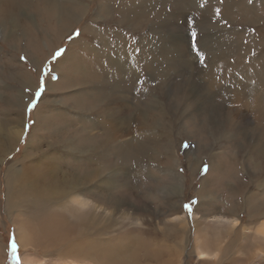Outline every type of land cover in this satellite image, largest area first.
<instances>
[{"label": "rangeland", "instance_id": "rangeland-1", "mask_svg": "<svg viewBox=\"0 0 264 264\" xmlns=\"http://www.w3.org/2000/svg\"><path fill=\"white\" fill-rule=\"evenodd\" d=\"M69 1L64 4L68 6ZM78 1L85 5V13L78 12L73 19L71 14L56 10L43 0H16L4 8V13L0 8V19L11 17L19 27L11 41L0 35V136L18 134L12 152L0 162V264H22L27 257L48 264H167L174 256L173 243L182 244L184 250L176 264H264V236L257 230L264 223V0H157L135 23L126 17L128 12H121L125 8L121 0H109L110 16L100 12L105 0ZM132 9L137 13V9ZM60 16L64 21L58 22ZM87 25L89 31L80 38ZM51 41L55 43L50 45ZM119 47L129 50L127 60L134 66L133 73L122 76L108 66L107 57ZM78 48L83 49V57L89 62L101 49L104 56L94 65L93 72L79 62L80 72L66 76L64 81L58 64L67 51L78 52ZM57 52H62L58 58ZM37 91H42L40 97L36 96ZM73 94L78 96L75 101ZM112 117L124 121L119 139L124 148L118 147L120 151H116L117 144L105 143L101 132L105 122L111 121L113 130L119 127ZM29 139L34 140L33 146L40 144V150H47L66 163L79 159V172L89 171L92 158L93 169L99 172H95L96 182L81 185L79 192L68 199L43 204L40 217L33 208L25 210L16 205L13 214L21 212L40 232L42 227L47 234H59L64 229L70 236L61 240L62 249L73 244L84 246L86 241V245L97 242L92 260L62 257L40 247L26 250L18 241L16 227L6 212V173L15 163L20 169ZM74 197L87 198L89 205L76 204ZM185 205H191L192 210ZM65 215L70 219L63 222ZM130 231L135 234L132 246L130 243L134 252L128 258L118 257L120 251L127 254ZM198 236L203 237L211 252H218L217 260L209 257L202 261L198 257ZM13 237L18 259L13 254ZM105 243L110 250L105 249ZM109 256L120 259L110 260Z\"/></svg>", "mask_w": 264, "mask_h": 264}, {"label": "bare ground", "instance_id": "bare-ground-1", "mask_svg": "<svg viewBox=\"0 0 264 264\" xmlns=\"http://www.w3.org/2000/svg\"><path fill=\"white\" fill-rule=\"evenodd\" d=\"M21 1V0H20ZM64 1L65 0H43V3H46L47 5H49V6H51V7H54V8H56V10H58L59 8V10H61V12L64 10L65 12H66V14H71L72 15V19L74 18V16H78L77 15V13L78 12H80V13H85V5L83 4V3H80V1H78V0H68L69 2H68V6H66L65 4H64ZM122 1V3H123V7H125L124 8V10L122 9L121 10V12L124 14V13H127L128 12V16H126V17H129L132 21H134V20H139L140 18H141V13L142 12H146L147 11V9L148 8H150L152 5L154 6L155 4H156V2H157V0H121ZM216 1V0H215ZM234 1H237V0H234ZM16 2V0H3L2 1V4H1V13H4L3 11H4V8L6 7V6H8V5H11V4H13V3H15ZM120 2V1H119ZM119 2H118V4H119ZM211 2V1H210ZM209 3V2H208ZM97 4V3H96ZM117 4V5H118ZM218 4H220V3H218ZM232 4V3H231ZM252 4V3H251ZM24 6V5H23ZM98 6V5H97ZM96 6V7H97ZM208 6V5H207ZM220 6V5H219ZM241 6V5H240ZM14 7V6H13ZM132 7L133 8H135V9H137V13H135V12H133L132 10ZM210 7V6H209ZM116 8V7H115ZM221 8V7H220ZM11 9V8H10ZM99 9V8H98ZM121 9V8H120ZM40 10V9H39ZM55 10V11H56ZM100 12H104V14L105 15H107V16H110L112 13H111V11H110V6H109V0H105V2L104 3H102V5L100 6ZM113 11V10H112ZM118 11V10H117ZM214 11V10H213ZM9 12V11H8ZM246 12V11H245ZM15 13V12H14ZM14 13H12V14H14ZM39 13V12H38ZM57 13V12H56ZM98 13V12H97ZM150 13V12H149ZM228 13V12H227ZM243 13V12H242ZM241 13V14H242ZM40 14H42V13H40ZM59 14V13H58ZM143 14V13H142ZM144 14H146V13H144ZM230 14V13H229ZM237 14H238V11H237ZM5 15H6V13H5ZM5 15H3L4 17H5ZM60 15V14H59ZM122 15V14H121ZM252 15V14H251ZM48 16V15H47ZM49 16H51V14L49 15ZM48 16V17H49ZM58 16V15H57ZM149 16V15H148ZM228 16V15H227ZM56 17V16H55ZM120 17V16H119ZM156 17V16H155ZM236 17V16H235ZM6 18V17H5ZM11 18V17H10ZM10 18H6V19H0V35H1V38H3V40H4V38H7V41H8V39L11 41V40H13L14 39V37H12V36H15L14 35V33H15V31L19 28V27H17L18 26V24H16V20H12V19H10ZM116 18V17H115ZM144 18V17H143ZM229 18V17H228ZM51 19V18H50ZM49 19V20H50ZM53 19V18H52ZM120 19V18H119ZM63 19H62V17L60 16L59 18H58V22H61ZM93 20V19H92ZM116 20V19H115ZM142 20V19H141ZM146 20H147V17H146ZM163 20V19H162ZM64 21V20H63ZM119 21V20H118ZM125 21H127V18L125 19ZM145 21V20H144ZM246 21V20H245ZM28 22V21H27ZM234 22V21H233ZM232 22V23H233ZM104 23V22H103ZM134 23H135V21H134ZM136 23H138V22H136ZM139 23H140V21H139ZM252 23V22H251ZM27 24V23H26ZM126 24V23H125ZM33 25V24H32ZM138 25V24H137ZM34 26V25H33ZM136 26V25H135ZM166 26V25H165ZM25 27V26H24ZM60 27V26H59ZM125 27V26H124ZM26 28V27H25ZM48 28V27H47ZM83 32H82V34H81V36H80V38L82 37V35H83V33L84 32H88L89 31V28H88V25L87 26H83ZM91 28V27H90ZM183 28V27H182ZM20 29H21V27H20ZM19 29V30H20ZM32 30V29H31ZM92 30H93V28H92ZM100 30V29H99ZM158 30H160V29H158ZM166 30V29H165ZM22 31V30H21ZM20 31V32H21ZM28 31V30H27ZM30 31V30H29ZM47 31H48V29H47ZM91 31V30H90ZM37 32V31H36ZM39 32V31H38ZM166 32V31H165ZM26 33V32H25ZM228 33V32H227ZM30 34V33H29ZM38 34H40V33H38ZM233 34V33H232ZM118 35V34H117ZM235 35H236V33H235ZM239 35V34H238ZM17 36V35H16ZM23 36V35H22ZM103 36V35H102ZM119 36V35H118ZM169 36V35H168ZM38 37V36H37ZM86 37H88V36H86ZM105 37V36H104ZM150 37V36H149ZM13 38V39H12ZM146 38V37H145ZM164 38V37H163ZM186 38V37H185ZM236 38V37H235ZM93 39V38H92ZM98 39V38H97ZM105 39V38H104ZM122 39V38H121ZM142 39V38H141ZM141 39H140V41H141ZM170 39V38H169ZM178 39V38H177ZM230 39V38H229ZM99 40H100V38H99ZM113 40H115V39H113ZM146 40V39H145ZM149 40V39H148ZM29 41H30V39H29ZM28 41V42H29ZM102 41V40H101ZM100 41V42H101ZM104 41V40H103ZM165 41V40H164ZM25 42V41H24ZM74 42H75V40H74ZM146 42V41H145ZM175 42H178V41H175ZM184 42V41H183ZM4 43V42H3ZM55 42H50V45H52V44H54ZM77 43H79V42H77ZM88 43V42H87ZM94 43V42H93ZM111 43H113L112 41L110 42V44ZM144 43V42H143ZM150 43V42H149ZM186 43V42H185ZM227 43H228V40H227ZM231 43V42H230ZM9 44V43H8ZM10 44H11V42H10ZM71 44V43H70ZM69 44V45H70ZM140 44H142V42L140 43ZM147 44V43H146ZM179 44H180V42H179ZM225 44V43H224ZM239 44V43H238ZM237 44V45H238ZM242 44V43H241ZM86 45V44H85ZM97 45V44H96ZM98 45H99V43H98ZM148 45V44H147ZM170 45V44H169ZM84 46V45H83ZM94 46V45H93ZM109 46V45H108ZM141 46V45H140ZM142 46H143V44H142ZM141 46V47H142ZM177 46V45H176ZM85 47V46H84ZM88 47V46H87ZM91 47V46H90ZM101 47V46H100ZM103 47H105L104 45H103ZM154 47H156V46H154ZM158 47V46H157ZM160 47H163V46H160ZM159 47V48H160ZM165 47H166V45H165ZM206 47V46H205ZM204 47V48H205ZM233 48H234V46H232ZM83 48V47H82ZM108 48V47H107ZM137 48V47H136ZM144 48V47H143ZM149 48V47H148ZM240 48V47H239ZM40 48L38 47L36 50H39ZM69 49H70V47H69ZM75 49V48H74ZM98 49V48H97ZM114 49V48H113ZM154 49V48H153ZM158 48H156V50H157ZM2 50V49H1ZM77 50H79L78 52L76 51V50H69V51H67L66 53H65V55L63 56V58L60 60V62H59V64L58 65H60L61 67H60V69H59V75H60V77L62 78L63 77V79L62 80H64L65 79V77L66 76H70V75H72V73H74L75 71H79L81 68H82V64H80V67H78V63L79 62H81V63H83V65L85 64L86 65V67L88 66V68L90 67L91 68V70H92V72H93V67H94V65L95 64H97V61L99 60V58L100 57H103L104 56V53H103V51H102V49H101V51H99V52H96V50H95V52H96V58H94V60H92L91 59V62H89V60H86L84 57H83V49H81V48H78ZM100 50V49H99ZM106 50V49H105ZM111 50H112V48H111ZM150 50V49H149ZM162 50V49H161ZM169 50V49H168ZM87 51V50H86ZM92 51V50H91ZM139 51V50H138ZM190 51V50H189ZM1 52V51H0ZM2 52H4V51H2ZM89 53V55H90V51H88ZM107 52V51H106ZM112 53V52H111ZM138 53V52H137ZM167 53H169V52H167ZM229 53V52H228ZM87 54V53H86ZM107 54H109V53H107ZM232 54V53H231ZM93 55H95L94 53H93ZM105 55H106V53H105ZM153 55H154V53H153ZM185 55V54H184ZM186 55H187V53H186ZM186 55H185V57H186ZM237 55V54H236ZM107 56V55H106ZM128 56H129V50H126L125 48H123V47H119L118 49H116V51H114V53L113 54H110V56H108L107 58L108 59H106V61H107V63H108V66L110 67V69L113 71V73H119L120 75H122V76H124V75H126V74H128V73H133V70H134V66H132L131 65V63L130 62H128V60H127V58H128ZM135 56V55H134ZM150 56H152V54L150 55ZM183 56V55H182ZM188 56V55H187ZM238 56V55H237ZM92 57V56H91ZM95 57V56H94ZM154 57V56H153ZM163 57V56H162ZM168 57V56H167ZM226 57V56H225ZM240 57V56H239ZM149 58V57H148ZM175 58V57H174ZM224 58V57H223ZM262 58V57H261ZM69 59L71 60L69 63H68V67L66 66V68L64 67V65L69 61ZM101 59V58H100ZM157 59V58H156ZM32 60H34V61H36V62H41L40 61V58L38 59V61L37 60H35V58L33 57V59ZM103 60V59H102ZM153 60V59H152ZM152 60H150L151 62H152ZM159 60H161L160 58H159ZM263 60V59H262ZM153 61H155V60H153ZM162 61V60H161ZM167 61V60H166ZM255 61V60H254ZM141 62V61H140ZM147 62H148V60H147ZM257 62V61H256ZM150 63V62H149ZM160 63V62H159ZM260 63V62H259ZM62 64H63V66H62ZM100 64V63H99ZM102 64H103V61H102ZM152 64V63H151ZM150 64V65H151ZM253 64H257V63H253ZM98 65V64H97ZM149 65V66H150ZM261 65V64H260ZM183 66V65H182ZM217 66V65H216ZM85 67V68H86ZM160 67V66H159ZM167 67V66H166ZM264 67V66H263ZM65 68V69H64ZM84 68V69H85ZM89 68V69H90ZM101 68V67H100ZM151 68H153V67H151ZM150 68V69H151ZM155 68V67H154ZM163 68L164 67H162V70H163ZM104 69V68H103ZM148 69V68H147ZM165 69V68H164ZM263 69V68H262ZM83 70V69H82ZM86 70H87V68H86ZM85 70V71H86ZM154 70H156V69H154ZM144 71H146V70H144ZM151 71H152V69H151ZM150 70H149V72H151ZM156 71H158V70H156ZM155 71V72H156ZM185 71V70H184ZM199 71V70H198ZM80 72V71H79ZM162 72V71H161ZM164 72H166V71H164ZM76 73V72H75ZM74 73V74H75ZM104 73V72H103ZM80 74V73H79ZM81 74H83V73H81ZM135 74H136V72H135ZM152 74V73H151ZM158 74H159V72H158ZM165 74V73H164ZM154 75H157V73L156 74H153V76ZM74 76V75H73ZM75 77H76V75H75ZM80 77H82V76H80ZM127 77V76H126ZM158 77V76H157ZM161 77V76H160ZM159 77V78H160ZM165 77V76H164ZM73 78V77H72ZM71 78V79H72ZM84 78V77H83ZM130 78V77H129ZM135 78V77H134ZM162 78V77H161ZM167 78H168V76H167ZM133 79V78H132ZM136 79V78H135ZM138 79V78H137ZM158 79V78H157ZM259 79V78H258ZM76 80V79H75ZM82 80V79H81ZM163 80V79H162ZM161 80V81H162ZM65 81V80H64ZM102 81V80H101ZM107 81V80H106ZM166 81V80H165ZM58 82V81H57ZM59 82H61V81H59ZM82 82V81H81ZM69 84H70V82H68ZM73 83V82H72ZM104 83H106V82H104ZM123 83V82H122ZM245 83V82H244ZM244 83H243V85H244ZM124 84H126V82H124ZM131 84H132V82H131ZM155 84V83H154ZM72 85V84H71ZM78 85H79V83H78ZM201 85V84H200ZM54 86V85H53ZM63 86H67V85H63ZM83 86V85H82ZM103 86H104V84H103ZM116 86V85H115ZM202 86V85H201ZM246 86V85H245ZM56 87V86H55ZM59 87H61V86H59ZM73 87V85L71 86V88ZM203 87V86H202ZM64 88V87H63ZM67 88H68V86H67ZM74 88V87H73ZM73 88H72V90H73ZM207 88V87H206ZM210 88V87H209ZM242 88V87H241ZM69 89V88H68ZM164 89V88H163ZM245 89V88H244ZM54 90V89H53ZM88 90V89H87ZM231 90H233V89H231ZM247 90V89H246ZM51 91H52V89H51ZM78 91V90H77ZM108 91V90H107ZM110 91V90H109ZM192 91V90H191ZM197 91V90H196ZM236 91V90H235ZM260 91V90H259ZM56 92V91H55ZM76 92V91H75ZM213 92V91H212ZM238 92H239V90H238ZM77 93V92H76ZM134 93V92H133ZM195 93V92H194ZM192 94V93H191ZM197 94H198V92H197ZM47 95V94H46ZM74 95V94H73ZM76 95V94H75ZM74 95V96H75ZM192 95H195V94H192ZM233 95V94H232ZM245 95L246 94H242V97L244 96L245 97ZM48 98H49V96H47ZM78 96H75L74 98L72 97V95H71V100H72V98L74 99V101H75V99L77 98ZM21 98V97H20ZM80 98V97H79ZM129 98V97H128ZM215 98H218V97H215ZM245 98H247V97H245ZM78 99V98H77ZM81 99V98H80ZM79 99V100H80ZM85 99V98H84ZM102 99V98H101ZM150 99H152V98H150ZM154 99V98H153ZM240 99H241V97H240ZM243 99V98H242ZM43 100H47V99H43ZM87 100V99H86ZM127 100V99H126ZM182 100V99H181ZM221 100V99H220ZM234 100V99H233ZM237 100V99H236ZM77 101V100H76ZM89 101V100H88ZM186 101V100H185ZM188 101V100H187ZM241 101V100H240ZM245 101V100H244ZM247 101V100H246ZM245 101V102H246ZM42 102V101H41ZM49 102V101H48ZM79 102V101H78ZM81 102V101H80ZM96 102H98V101H96ZM149 102V101H148ZM243 102V101H242ZM74 103V102H73ZM86 104L87 103H89V102H85ZM91 103V102H90ZM89 103V105H91ZM156 103V102H155ZM20 104V103H19ZM80 104V103H79ZM82 104H83V101H82ZM98 104V103H97ZM129 104V103H128ZM247 104V103H246ZM245 103H244V105H246ZM74 105V104H73ZM75 105H77V104H75ZM74 105V106H75ZM95 105V104H94ZM184 105V104H183ZM202 105V104H201ZM19 106V105H18ZM81 106V105H80ZM88 106V105H87ZM136 106V105H135ZM138 106V105H137ZM150 106V105H149ZM181 106V105H180ZM247 106V105H246ZM78 107V106H77ZM82 107H83V105H82ZM132 107V106H131ZM156 107V106H155ZM219 107V106H218ZM236 107V106H235ZM238 107V106H237ZM71 108H73V107H71ZM76 108V107H75ZM96 108V107H95ZM102 108V107H101ZM126 108H128V107H126ZM41 109H43L42 107H41ZM51 109V108H50ZM78 109V111H79V107L77 108ZM104 109V108H103ZM108 109V108H107ZM123 109V108H122ZM131 109V108H130ZM135 109V108H134ZM226 109V108H225ZM246 109V108H245ZM38 110H39V108H38ZM56 110H57V108H56ZM72 110V109H71ZM94 110V109H93ZM102 110V109H101ZM124 110V109H123ZM132 110V109H131ZM160 110V109H159ZM40 111V110H39ZM48 111H50V110H48ZM72 111H74V110H72ZM81 111H82V109H81ZM80 111V112H81ZM95 111V110H94ZM98 111V110H97ZM103 111V110H102ZM224 111V110H223ZM228 111V110H227ZM232 111V110H231ZM243 111V110H242ZM119 112V111H118ZM121 112V111H120ZM36 113H38V114H40L39 112H37L36 111ZM61 113V112H60ZM85 113V112H84ZM93 113V112H92ZM106 113V112H105ZM109 113V112H108ZM122 113V112H121ZM149 113H150V111H149ZM148 113V114H149ZM154 113V112H153ZM152 113V114H153ZM236 113V112H235ZM244 113V112H243ZM38 114H37V116H38ZM79 114V113H78ZM95 114V113H94ZM141 114H144V112L143 113H141ZM146 114V113H145ZM44 115V114H43ZM43 115H41V117L43 116ZM63 115V114H62ZM107 115V114H106ZM109 115V114H108ZM129 115V114H128ZM40 116V115H39ZM60 116V115H59ZM58 116V117H59ZM126 116V115H125ZM124 116V117H125ZM157 116V115H156ZM242 116V115H241ZM20 117V116H19ZM44 117V116H43ZM95 117V116H94ZM97 117V116H96ZM110 117V116H109ZM114 117V116H113ZM113 117H112V119H113ZM45 118H46V116H45ZM154 120H155V118L154 117H152ZM245 118V117H244ZM41 119V118H40ZM47 119V118H46ZM56 119V118H55ZM65 119V118H64ZM100 119V118H99ZM38 120V119H37ZM42 120V119H41ZM80 120V119H79ZM113 120H117V122H118V126L119 127H117V129H115V130H113L112 129V127H111V121H109L108 123L107 122H105L104 124H103V131H101V132H103V135L105 136V143H108V142H113V144H117V145H114L116 148H118V147H123V145H124V143H122V142H120L119 143V139H120V136H123V122H122V120L123 119H119V118H117L116 117V119H113ZM46 121V120H45ZM44 121V122H45ZM65 121V120H64ZM63 121V122H64ZM143 121V120H142ZM149 121V120H148ZM147 121V122H148ZM153 121V120H152ZM37 122H39V120L37 121ZM79 122V121H78ZM224 122H226V121H224ZM235 122H236V120H235ZM53 123V122H52ZM82 123H84V122H82ZM144 123V122H143ZM150 123H151V121H150ZM227 123V122H226ZM41 124V123H40ZM79 124V123H78ZM92 124V123H91ZM97 124V123H96ZM144 124H146L147 125V123H144ZM153 124V123H152ZM51 125V124H50ZM50 125H47V126H50ZM84 125V124H83ZM252 125H253V123H252ZM45 125H43V127H44ZM46 126V127H47ZM100 124H99V128H100ZM250 126V125H249ZM7 127V126H6ZM37 127V126H36ZM40 127V126H39ZM52 127H53V125H52ZM65 127V126H64ZM84 127H86L85 125H84ZM128 127V126H127ZM144 127V126H143ZM142 127V128H143ZM245 127V126H244ZM247 127V126H246ZM55 128H56V126H55ZM79 128V127H78ZM102 128V127H101ZM237 128V127H236ZM254 128V127H253ZM1 129V128H0ZM37 129H39V128H36V129H34V130H37ZM52 129H54V127L52 128ZM51 129V130H52ZM59 129H61V128H59ZM145 129V128H144ZM148 129H149V127H148ZM147 129V130H148ZM237 129H240V128H237ZM248 129V128H247ZM5 130V129H4ZM43 130V129H42ZM58 129H56V131H57ZM62 130V129H61ZM82 130V129H81ZM102 130V129H101ZM242 129H240V131H241ZM246 130V129H245ZM8 131V130H7ZM21 131V130H20ZM66 131V130H65ZM65 131H63V132H65ZM71 131V130H70ZM76 131H78V130H76ZM133 131V130H132ZM234 131V130H233ZM258 131V130H257ZM38 132V131H37ZM52 132H53V130H52ZM86 132V131H85ZM134 132V131H133ZM234 132H236V131H234ZM14 135H10L8 138H6V137H2V136H0V162L3 160V158L5 157V156H7L8 154H10L11 152H12V150H13V147H14V144H15V135L17 134V132H12ZM19 133V132H18ZM46 133H48V132H46ZM45 133V134H46ZM74 133H75V131H74ZM156 133V132H155ZM20 134V133H19ZM52 134V133H51ZM57 134H60V132L59 133H57ZM81 134V131H80V133H79V135ZM18 135V134H17ZM33 135H34V132H33ZM78 135V136H79ZM88 135V134H87ZM102 135V136H103ZM153 135V134H152ZM50 136V138L52 137L51 135H49ZM54 136H55V134H54ZM53 136V137H54ZM59 136V135H58ZM65 136V135H64ZM89 136V135H88ZM149 136V135H148ZM155 136V135H154ZM240 136V135H239ZM243 136V135H242ZM17 137V136H16ZM37 137V136H36ZM70 137V136H69ZM72 137V136H71ZM77 136H75V137H73V139L74 138H76ZM150 137V136H149ZM39 138H41V137H39ZM62 138H63V136H62ZM81 138V137H80ZM95 138V137H94ZM138 138V137H137ZM241 138V137H240ZM248 138H249V136H248ZM46 139H47V137H46ZM60 139V138H59ZM68 139V138H67ZM66 139V140H67ZM82 139V138H81ZM80 139V140H81ZM153 139H155V138H153ZM29 140H31V142L29 143V145H28V148H27V150H26V152H24V156H23V164L20 166V169H17V167H18V165L19 164H17V163H15V164H13V165H11L9 168H8V170H7V173H6V197H7V199H6V212L10 215V217H11V220H12V222H13V225H15L14 226V228H15V232H16V234H17V238H18V241L21 243V245L23 246V248L24 249H31V248H36V247H40L42 250H44L45 252H50V253H53L54 254V252H55V254H59V255H61L62 257H64L65 255H71L74 259H79L80 261H81V259H86V258H90L91 260H92V255H91V253L93 252V246L95 245L96 246V244L95 243H97V242H92V243H90L89 242V245H86V244H88L87 242L88 241H86V244L83 246V245H79V244H73V245H70V246H68L66 249H62V245H61V240L63 239V238H68L70 235L69 234H67L66 232H64L63 230V232L62 231H58V233L59 234H47L48 232H47V230H46V228L44 227H42V230H41V232L32 224V223H30L24 216H23V214H21V212L20 213H16L15 215L13 214V210H14V205H16V207H23L25 210H26V208H33V210H34V214H36L37 216H42L41 215V213L39 212V209L43 206V204L44 205H47V203L48 202H52V200H54V201H60V200H62V199H64V198H67L68 199V197L69 196H71L72 194H74L75 192H79V190H80V186L81 185H91V184H93V182L95 181V177H96V173H98V172H96L94 169H93V165H92V163H91V161H92V158H91V161H90V158L88 157V160L90 161V164H89V171L87 170V171H85V172H82V171H80L79 172V168H77L78 167V165H79V159L77 160L76 158L75 159H71V161H69L68 163H66L65 161H63V160H61L60 158H58L56 155H54V154H50V153H48V152H46V151H43V150H40L41 149V145L40 144H37L36 146H35V144H34V146L32 145L33 143H32V141H34L33 139H29ZM47 140H49V138L47 139ZM53 141L54 139H50V141ZM66 140H64V141H66ZM101 140H102V138H101ZM140 140V139H139ZM242 140V139H241ZM257 140V139H256ZM42 141H45L44 140V137H43V140ZM51 141V142H52ZM63 141V140H62ZM79 140H77V142H78ZM92 141V140H91ZM96 141V140H95ZM134 141V140H133ZM132 141V142H133ZM151 141H152V139H151ZM247 141V140H246ZM50 142V143H51ZM53 142H55V141H53ZM66 142H70V141H66ZM65 142V143H66ZM80 142V141H79ZM131 142V141H130ZM129 142V143H130ZM153 142V141H152ZM40 143H41V141H40ZM64 143V142H63ZM62 143V144H63ZM85 143V142H84ZM88 143V142H87ZM135 143V142H134ZM139 143V142H138ZM264 143V142H263ZM92 144H94V143H92ZM97 144V143H96ZM99 144V143H98ZM110 144V143H109ZM112 144V145H113ZM132 144V143H131ZM45 145V144H44ZM55 145H56V142H55ZM73 145V144H72ZM80 145V144H79ZM129 145V144H128ZM133 145V144H132ZM58 146V145H57ZM74 146V145H73ZM108 146V145H107ZM262 146V145H261ZM59 147V146H58ZM94 147H95V144H94ZM121 147V148H122ZM83 148H84V146H83ZM120 148V149H121ZM124 148V147H123ZM127 148H128V146H127ZM126 148V149H127ZM137 148V147H136ZM46 149H47V147H46ZM56 149V148H55ZM58 149V148H57ZM59 149H60V147H59ZM63 149V148H62ZM70 149V148H69ZM82 149V148H81ZM125 149V150H126ZM66 150V149H65ZM124 150V151H125ZM128 150V149H127ZM133 150V149H132ZM137 150H139L138 148H137ZM197 150V149H196ZM257 150H260V149H257ZM103 151H105V150H103ZM108 151V150H107ZM116 151H120L119 150V148L116 150ZM122 151H123V149H122ZM130 151V150H129ZM72 152V151H71ZM131 152V151H130ZM137 152V151H136ZM59 153H61V152H59ZM63 153V152H62ZM66 153H68V152H66ZM74 153V152H73ZM87 153V152H86ZM112 153V152H111ZM119 153V152H118ZM69 154V153H68ZM110 154V153H109ZM113 154H114V152H113ZM112 154V155H113ZM133 154V153H132ZM64 155V154H63ZM66 155V154H65ZM70 155V154H69ZM74 155V154H73ZM111 155V156H112ZM120 155V154H119ZM127 155V154H126ZM198 155V154H197ZM72 156V155H71ZM105 156H107V155H105ZM110 156V155H109ZM109 156H107V157H109ZM117 157H118V155H116ZM115 156V157H116ZM61 157H62V155H61ZM63 157H66V156H63ZM78 157V156H77ZM100 157V156H99ZM121 157H123V156H120V158ZM128 157V156H127ZM198 157V156H197ZM79 158V157H78ZM64 159V158H63ZM98 159V158H97ZM103 159V158H102ZM109 159V158H108ZM117 159V158H116ZM122 159V158H121ZM121 159H118V160H121ZM110 160V159H109ZM114 160V159H113ZM26 161V162H25ZM111 161V160H110ZM117 161V160H116ZM125 161H126V159H125ZM120 162V161H119ZM104 163V162H103ZM257 163V162H256ZM97 165H98V163H96ZM105 164H109L108 162L107 163H105ZM115 164V163H114ZM117 164V163H116ZM103 165V164H102ZM111 165V164H110ZM122 166V165H121ZM127 166V165H126ZM125 166V167H126ZM67 167V168H66ZM117 167H119V165L117 166ZM123 167V166H122ZM95 168H97V167H95ZM114 168V167H113ZM124 168V167H123ZM64 169H66L67 171H65ZM110 169V168H109ZM223 168H221V170H222ZM77 170V172L75 173V171ZM111 170H113V169H111ZM117 170V169H116ZM220 170V169H219ZM220 170V171H221ZM107 171V170H106ZM114 171V170H113ZM117 171H119V170H117ZM121 171V170H120ZM96 172V173H95ZM115 172V171H114ZM222 172V174H223V171H221ZM103 173V172H102ZM108 173H109V171H108ZM121 173V172H120ZM125 173V172H124ZM104 174V173H103ZM110 174V173H109ZM100 175V174H99ZM98 175V176H99ZM117 175V174H116ZM115 175V173H114V176H116ZM111 176V175H110ZM117 176H119L120 177V175H117ZM116 176V177H117ZM106 177V176H105ZM122 178V177H121ZM180 178V177H179ZM116 179V178H115ZM119 179V178H118ZM111 180V179H110ZM98 181V180H97ZM111 181H113V180H111ZM96 182V181H95ZM110 183V182H109ZM117 183V182H116ZM102 184H105V181H102ZM263 184H264V182H263ZM262 184V185H263ZM95 185V184H94ZM205 185V184H204ZM93 186V185H92ZM94 187V186H93ZM119 187V186H118ZM96 188V187H95ZM106 188V187H105ZM108 188V187H107ZM115 189H117V187L115 188ZM82 190V189H81ZM87 190V189H86ZM85 190V191H86ZM91 190V189H90ZM90 190H88V192L90 191ZM94 190V189H93ZM96 190V189H95ZM118 190V189H117ZM120 190V189H119ZM204 190V189H203ZM203 190H201V191H203ZM98 192V191H97ZM204 193V192H203ZM84 194V193H83ZM80 194H78V196H79ZM85 195V194H84ZM248 195V194H247ZM81 196H83V195H81ZM93 196V195H92ZM101 197V196H100ZM209 197V196H208ZM75 198V197H74ZM202 198V197H201ZM53 201V202H54ZM75 202H77L76 204H81L82 206H85V205H89L88 203H89V201L87 200V198L86 199H80V198H78V197H76L75 198ZM74 202V203H75ZM211 202V201H210ZM64 203H68L67 201H65ZM73 203V202H72ZM209 203V202H208ZM69 204V203H68ZM67 204V207H69V205ZM211 205V204H210ZM213 205V204H212ZM215 205V204H214ZM61 206V205H60ZM57 207V206H56ZM64 207H65V205H64ZM78 207V206H77ZM210 207V206H209ZM213 207V206H212ZM83 208V207H82ZM35 209H37V210H35ZM58 209V208H57ZM56 209V210H57ZM69 209V208H68ZM78 209V208H77ZM79 209H81L80 207H79ZM59 210V209H58ZM22 211V210H21ZM54 211V210H53ZM64 211V210H63ZM73 211V210H72ZM15 212V211H14ZM33 211H31V213H32ZM61 213L60 214H62L63 212H62V210L60 211ZM22 213H25V212H22ZM30 213V212H29ZM65 213V212H64ZM68 213V212H67ZM69 213H71V212H69ZM80 213V212H79ZM85 213V212H84ZM66 214V213H65ZM252 216H253V214H251ZM66 216V215H65ZM255 216V215H254ZM33 217H34V215H33ZM59 217V216H58ZM61 217V216H60ZM69 217V215H67L66 217H65V219H62L63 220V222L64 221H66V218H68ZM258 217V216H257ZM36 218V217H35ZM57 217H55L54 219H56ZM210 218V217H209ZM252 218H254V217H252ZM60 219V220H61ZM68 219H70V218H68ZM58 220H59V218H58ZM50 221V220H49ZM70 222V220H67V222ZM72 221V220H71ZM139 221V220H138ZM137 221V222H138ZM0 222H1V216H0ZM61 222V221H60ZM62 222V223H63ZM66 222V223H67ZM50 224H51V222H50ZM56 224V223H55ZM54 224V226H56ZM58 224V223H57ZM65 224V223H64ZM69 224H72V222L71 223H69ZM69 224H66V225H69ZM136 224V223H135ZM47 225H49V224H47ZM46 225V226H47ZM59 225V224H58ZM65 225V226H66ZM131 225H133V224H131ZM131 225H129V226H131ZM53 226V227H54ZM137 226V225H136ZM133 227H135V226H133ZM65 228V227H64ZM127 228V227H126ZM132 228V227H131ZM130 228V229H131ZM67 229V228H66ZM66 229H65V231H66ZM183 229H185V228H183ZM59 230V229H58ZM127 230V229H126ZM134 230H135V228H134ZM136 230H138L137 229V227H136ZM258 230V233L259 234H261V237H262V235L264 236V223H262L260 226H259V228L257 229ZM131 232V233H130ZM129 233L127 232V234H129L128 235V238H126V235H125V237L124 238H126V239H129V246H128V244H127V246L125 247L126 248V251H127V254H125V253H122L123 251H120L121 252V254H120V256L117 254V256L118 257H123V258H128V255H130L131 254V248H130V243H131V246H132V243L134 242V239H135V234H133V231H130ZM136 232V231H135ZM46 233V234H45ZM57 233V232H56ZM126 234V233H125ZM123 236V235H122ZM139 237V236H138ZM123 238V237H122ZM217 238V237H216ZM125 239V240H126ZM218 239V238H217ZM124 240V241H125ZM137 240H138V238H137ZM106 241V240H105ZM197 242H198V245L196 246V253H197V255H198V257L200 258V259H202V261H206L209 257H215L216 258V260L218 259V252H216V253H213V252H211V249H210V246L207 244V243H205L204 242V239H203V237H201V236H198V238H197ZM98 244V243H97ZM106 244V247H107V244L108 243H105ZM111 244V243H110ZM109 244V245H110ZM136 244H138V243H136ZM102 246L104 245V243L103 244H101ZM97 248H98V245L96 246ZM95 247V248H96ZM100 247V246H99ZM104 247V246H103ZM109 247H111V246H109ZM121 247H123V246H121ZM136 247V246H135ZM112 248V247H111ZM120 248V247H119ZM124 247H123V249H125ZM172 249H173V251H174V256L168 261V263L167 264H176V263H179V261H180V259H181V256H183V252H184V250H183V246H182V244H180V243H173V245H172V247H171ZM100 249V248H99ZM105 249H107V250H110L108 247L107 248H105ZM134 249V248H133ZM57 250H59V251H57ZM98 250V249H97ZM114 251V250H113ZM113 251H111V252H113ZM44 252V253H45ZM94 252H96L95 250H94ZM103 252V251H102ZM114 252H116V251H114ZM117 252H119V251H117ZM134 251H132V253H133ZM106 253H108V251L106 252ZM106 253H104V255L106 254ZM130 253V254H129ZM110 255H111V253H109ZM106 256V255H105ZM105 256H103V259L105 258ZM65 258H67V257H65ZM117 258V257H116ZM114 256H109V259L110 260H112V259H116ZM69 259H72L71 257L69 258ZM120 259V258H119ZM118 258L116 259V261L117 260H119ZM88 261H89V259H87ZM90 260V261H91ZM107 261V260H106ZM114 261V260H113ZM125 261V260H124ZM90 263V262H89ZM91 263H92V261H91ZM90 263V264H91ZM109 263V262H108ZM107 262H106V264H108ZM116 263V262H115ZM22 264H48V263H36V261L34 260V259H31L30 257H27L26 258V260H23V262H22ZM55 264H57V263H55ZM58 264H86L85 262H77V261H69V262H65V263H58ZM112 264V263H111ZM118 264H119V262H118Z\"/></svg>", "mask_w": 264, "mask_h": 264}, {"label": "snow or ice", "instance_id": "snow-or-ice-1", "mask_svg": "<svg viewBox=\"0 0 264 264\" xmlns=\"http://www.w3.org/2000/svg\"><path fill=\"white\" fill-rule=\"evenodd\" d=\"M77 35H79L78 32H77ZM192 35L195 36L196 33L193 32ZM60 55H62V52H57V53H56V57H57V58H58ZM41 95H42V91H37L36 96H37V97H40ZM33 106H34V105H33ZM185 207H187L189 211L192 210V209H191V205H185ZM12 249H13L14 258H17V259H18V257L16 256V253H17V243H16V240H15L14 237H13V239H12Z\"/></svg>", "mask_w": 264, "mask_h": 264}]
</instances>
